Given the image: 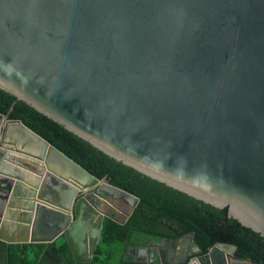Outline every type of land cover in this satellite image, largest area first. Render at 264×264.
<instances>
[{
	"label": "water",
	"instance_id": "water-1",
	"mask_svg": "<svg viewBox=\"0 0 264 264\" xmlns=\"http://www.w3.org/2000/svg\"><path fill=\"white\" fill-rule=\"evenodd\" d=\"M0 91L264 241V0H0ZM137 203L0 113V241L78 261L84 206ZM184 239L201 253L158 237L133 264H182ZM234 249L185 264H258Z\"/></svg>",
	"mask_w": 264,
	"mask_h": 264
},
{
	"label": "trees",
	"instance_id": "trees-1",
	"mask_svg": "<svg viewBox=\"0 0 264 264\" xmlns=\"http://www.w3.org/2000/svg\"><path fill=\"white\" fill-rule=\"evenodd\" d=\"M0 113L8 119L19 120L92 176L104 177L108 183L138 198L124 223L103 219L94 251L96 261H116L130 232L170 237L192 232L194 242L202 251L216 242L234 245L235 255L264 264L263 239L226 218L224 213L125 167L5 91H0ZM108 245H112L110 251L106 248ZM43 247L42 243L0 241V264L3 260L4 264L29 263ZM58 249L67 250L64 243Z\"/></svg>",
	"mask_w": 264,
	"mask_h": 264
},
{
	"label": "flooded vegetation",
	"instance_id": "flooded-vegetation-1",
	"mask_svg": "<svg viewBox=\"0 0 264 264\" xmlns=\"http://www.w3.org/2000/svg\"><path fill=\"white\" fill-rule=\"evenodd\" d=\"M97 207H99V206H97ZM99 210L101 212H104L107 214V216H103V219L104 218H110L111 220H113L114 222H117L119 224H122L126 221L125 220L123 222L124 214L127 211V206L124 204L119 205L118 208H111L109 206L102 205L99 207ZM99 210H96L91 205H86L82 209L81 218H89L90 224L86 230V233L87 234L89 233V239L84 240L85 237L83 239L81 237L78 240L80 251L77 254L80 257V260L75 261L73 259V256L71 255L69 248L67 246V243L65 242L63 236L57 235L51 241V243H42V244H44V247L37 253L38 256L33 258L32 261H30L29 263H20V264H133L134 261H136V260L140 261L141 260L140 253H141L142 247H144L145 245H148L150 243L152 245L155 244V241L158 240V237H161V238L162 237L163 238L170 237V236H161L159 234H149L146 236L145 235L141 236L136 232H132V233L130 232V234L125 238L124 243L120 248V251L118 253L116 261H106L103 263L101 261H96L94 259V253L89 259V257H88L89 249L93 246V242L95 239V230L97 229V225L99 223V218H100V216H99L100 211ZM103 219H102V221H103ZM101 225H102V223H101ZM42 227L45 228L46 231L47 230L52 231L47 226L42 225ZM185 234H187V233H183L181 235H178L177 237H171V238H178V237L185 235ZM192 236H193V234H192ZM99 238H100V234L98 237L97 244L99 242ZM180 242H181V245H178L177 248H179L181 246V253L178 249L176 257H179L178 259L182 262V264H185V262H187L191 257H194V256L199 257L202 254H205L208 251V249L210 248L209 247L206 251H202L200 249L201 253H196V254L190 255L187 253L186 245H185L188 242V240L184 239ZM61 243L65 244V247L67 249L66 252L65 251L61 252L58 249ZM162 243H165V241L162 240ZM227 245H229V244H227ZM96 246H95V248H96ZM111 246L112 245H108L106 247L108 251H110L112 249ZM95 248H94V251H95ZM235 249H236V247H235ZM235 249L233 252L234 255H235ZM168 255H169L168 256L169 260L168 261L166 260V261L169 262L168 264H171L172 258H170V257L172 255H170V254H168ZM164 257H165V254H164ZM164 259H166V258H164ZM2 264H4V260H3ZM235 264H245V263L240 262V263H235Z\"/></svg>",
	"mask_w": 264,
	"mask_h": 264
}]
</instances>
